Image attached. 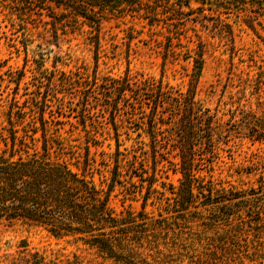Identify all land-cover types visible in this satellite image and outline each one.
<instances>
[{
  "label": "rangeland",
  "instance_id": "obj_1",
  "mask_svg": "<svg viewBox=\"0 0 264 264\" xmlns=\"http://www.w3.org/2000/svg\"><path fill=\"white\" fill-rule=\"evenodd\" d=\"M173 2L141 0L136 7L103 13L98 48L97 31L88 20L79 18L77 24L63 8L0 0V150L7 140L10 151L15 130L28 143L35 138L39 151L47 133L81 161L89 153L95 182L105 189L114 185L113 211L182 223L187 228L174 229L166 238L191 244L195 257L178 263L209 264L210 243L235 232L237 222L228 228L217 221L222 204L217 199L204 205L201 190L194 189V199L186 202L174 148L156 153L150 136L125 118L114 129L102 106L91 103L84 112L81 90L70 85L80 77L129 75L161 80L183 93L196 89V99L217 117L215 154L204 155L194 171L205 194L210 187L213 198L264 189V137L256 138L250 128L264 127V3L249 1L243 9L226 10L209 0ZM219 16L233 36L219 34ZM252 18L256 29L250 27ZM202 51L204 65L198 71L195 59ZM243 217L248 221L240 239L243 248L230 257L219 249L214 257L219 263L264 264V230L246 212ZM22 245L49 259L77 256L85 264H113L74 237H55L20 222L0 223V264H8L7 257L17 256Z\"/></svg>",
  "mask_w": 264,
  "mask_h": 264
},
{
  "label": "trees",
  "instance_id": "obj_2",
  "mask_svg": "<svg viewBox=\"0 0 264 264\" xmlns=\"http://www.w3.org/2000/svg\"><path fill=\"white\" fill-rule=\"evenodd\" d=\"M39 8H63L74 17L88 20L97 31L96 45L100 48V16L107 11H117L140 5L141 0H22ZM163 1V0H158ZM169 3L172 0H166ZM192 0H174L175 5H187ZM206 2L208 0H195ZM215 1L226 10L243 9L249 1L263 4L264 0H209ZM262 7L255 13H259ZM72 20V21H74ZM71 21V22H72ZM217 29L227 38L233 30L221 17L215 19ZM250 27L256 29V18ZM258 25H261L258 23ZM65 27V26H64ZM233 40V38H232ZM204 51L195 59V70L204 65ZM83 95L84 112L92 107L102 106L108 113V120L118 130L117 120L125 118L129 124L144 130L151 139L154 151L172 147L181 159V172L184 175L183 188L188 197L194 199V189L206 199L204 205L216 201L222 204L217 221L238 226L235 232L220 237L210 243L208 248L209 264L219 263L218 250L222 249L227 257L237 254L243 248L240 242L242 229L248 221L246 214L264 230V189H251L246 192H231L213 198V188L205 194L204 184L194 174L198 162L204 155L215 154V134L217 117L196 99V89L190 88L183 93L166 86L163 81L151 78L135 80L126 77L97 76L91 81L80 77L75 83ZM89 113H87V116ZM250 124L256 138L264 137V127L258 129ZM46 130V129H45ZM12 132L11 148L5 140L6 148L0 150V223H24L47 230L55 237H74L77 241L97 251L99 257L113 264H179L191 255L192 245L181 244L178 240L166 238L174 229L187 228L176 221L166 219L152 221L144 213L136 216L117 214L109 202L114 185L105 189L94 180L93 160L87 154L84 161L74 152L65 148L59 139L44 133L42 151L35 145V138L18 137ZM70 161L74 160V163ZM115 175H117V170ZM116 181V177L113 179ZM221 199V200H220ZM235 217L232 219L231 217ZM251 222V221H250ZM261 225V226H260ZM174 226V227H173ZM229 228V227H228ZM163 234L164 237L163 238ZM164 239V240H163ZM163 240V241H162ZM22 244H25L22 242ZM174 244V245H173ZM239 247V248H238ZM17 256H9L8 264H85L75 256L72 260L49 259L22 245ZM234 257V256H232ZM205 264V262H203Z\"/></svg>",
  "mask_w": 264,
  "mask_h": 264
}]
</instances>
